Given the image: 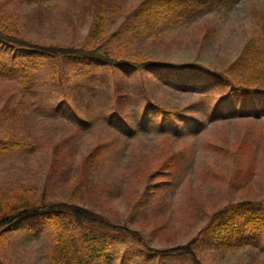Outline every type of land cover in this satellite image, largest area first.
<instances>
[{
  "label": "rangeland",
  "instance_id": "obj_1",
  "mask_svg": "<svg viewBox=\"0 0 264 264\" xmlns=\"http://www.w3.org/2000/svg\"><path fill=\"white\" fill-rule=\"evenodd\" d=\"M142 1L111 0L107 8V26L99 38L111 43L119 58L191 64L190 68L195 67L193 63L223 67L243 52L256 25H264V0H230L223 11L186 25L134 35L136 22H126V17ZM91 2L9 4L0 10V25L1 14H9L8 24L36 44L80 47L88 42L93 47L100 39L92 41L88 36L94 15L85 7ZM125 23L132 27L130 31L123 28ZM120 28L124 44L111 40ZM33 54L0 42L1 197L22 195L35 201L79 204L131 232L113 234L107 256L96 264H264V234L255 239L259 244L255 250L233 252L211 245L220 237L218 231L229 226L199 236L218 211L264 201V118L203 121L204 129L196 135L189 131L179 143L162 140L156 133L125 139L117 126L108 123L105 97L110 70L82 62L59 65L56 59L28 56ZM23 65L40 69L27 72ZM58 69L63 84L55 76ZM140 76L149 78L147 73H137L129 80L121 75L119 81H127L121 84L127 91L138 88ZM136 88L129 89L130 103L140 109L145 102L140 103ZM206 96L180 95L174 87L167 90L155 82L152 85L155 103L169 108L201 103L203 116L214 105ZM92 118L97 119L95 126H80L81 120ZM7 142L17 143L19 148L4 151ZM111 142L107 161L96 166L100 175L85 176L83 158L96 145ZM174 161L182 168L175 169ZM162 166L164 171L172 168L173 175L157 179L155 183H166L146 191L149 174ZM31 220L4 231L1 264H54V234L49 224L38 220L30 227ZM195 238L200 239L193 247L197 262L179 248Z\"/></svg>",
  "mask_w": 264,
  "mask_h": 264
},
{
  "label": "trees",
  "instance_id": "obj_2",
  "mask_svg": "<svg viewBox=\"0 0 264 264\" xmlns=\"http://www.w3.org/2000/svg\"><path fill=\"white\" fill-rule=\"evenodd\" d=\"M47 1L2 0L0 10L9 4L43 5ZM229 2L230 0H144L126 17V22L131 19L136 22L132 32L134 35L142 32L148 34L154 31L166 32L186 25L201 16L221 12L228 8ZM110 5L111 0H92L89 8L85 7L94 15L93 27L88 35L92 41L97 40L106 28L109 15L107 8ZM9 16V14H1V43L34 53L28 55L29 57L56 59L59 65L60 63L63 65L64 61L68 64L82 62L88 67L110 70L111 77L106 76L108 85L105 97L108 103V123L117 126L119 134L125 139H134L141 133H156L163 137L162 140L179 143L189 131L196 135L204 129L206 122L203 121L219 123L234 120L256 121L264 118V25H256L253 37L232 63L223 67L193 63L195 67L190 68L188 65L191 64L119 58V52L110 48L111 43L106 44L101 38L99 44L93 47H90L88 42L80 47L36 44L20 36L14 26L8 24ZM122 26L127 31L132 29L127 23ZM121 32L122 28L113 33L111 40L118 39L119 44H124L125 36H119ZM22 67L23 71L27 72L40 69L38 65ZM137 73L149 75V78L140 76L143 79L140 78L138 81V88L130 87L138 90L140 103L145 102V106L140 109L133 108L130 103V88H126L128 89L126 91L125 85H121L126 84L127 81L124 83L119 81L121 75L129 80ZM55 76L60 84H63L59 69ZM154 82L162 89L172 90L174 87L180 95H207L205 99L213 101L214 105L209 107V114L203 116L201 103L194 102L178 108L155 103L152 97ZM125 92L126 95L122 96ZM215 93L217 94L214 95ZM77 109L86 110L80 107ZM80 122V126L92 128L97 124V119ZM195 125L198 128L193 131ZM109 144L111 146L113 142L96 145L93 153L83 158L81 165L85 176L100 175L97 165L102 167L107 161ZM17 148L19 144L7 142L4 151ZM90 164L92 165L88 167ZM173 166L175 169L182 168L177 161L173 162ZM170 169H167L168 172L164 171L162 166L149 174L145 190L165 184L166 182L163 181L158 183L155 181L167 177L164 175H173L174 171ZM29 220H31L30 227H35L34 223L38 220H42L43 224H49L54 234L52 256L54 264H96L107 256L113 234H131L125 227L110 223L100 213L79 204L60 200L35 201L22 195L0 196V239L6 229H10L16 223ZM219 226L229 227L224 232L218 231L220 237L211 244L213 247L226 252H233L236 249L255 250L259 245L255 239L264 234V201L234 204L218 211L210 218L199 236L216 232L218 230L216 227ZM199 242L200 239L195 238L185 246L179 247L180 251L189 254L197 262L193 247Z\"/></svg>",
  "mask_w": 264,
  "mask_h": 264
}]
</instances>
